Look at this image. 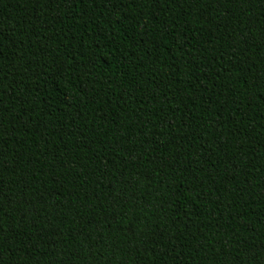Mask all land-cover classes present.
Segmentation results:
<instances>
[{
    "label": "trees",
    "instance_id": "1",
    "mask_svg": "<svg viewBox=\"0 0 264 264\" xmlns=\"http://www.w3.org/2000/svg\"><path fill=\"white\" fill-rule=\"evenodd\" d=\"M0 264H264V0H0Z\"/></svg>",
    "mask_w": 264,
    "mask_h": 264
}]
</instances>
